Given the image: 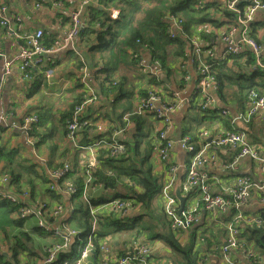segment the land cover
I'll list each match as a JSON object with an SVG mask.
<instances>
[{"label":"crops","instance_id":"1","mask_svg":"<svg viewBox=\"0 0 264 264\" xmlns=\"http://www.w3.org/2000/svg\"><path fill=\"white\" fill-rule=\"evenodd\" d=\"M39 1L41 0H0V3L7 5L10 11L20 14L23 31H33L41 28L44 31L43 41L46 44H51L53 40L69 30L71 27L69 13L71 11L80 10L82 16L88 18L90 5L101 6L100 9L103 8V5H100L101 3L99 5H82L83 0H43L41 6L37 7L35 4ZM160 1L164 0H131L132 3L129 8H133L134 13L130 23L135 25L138 20L143 18V10L151 8ZM203 2L204 13L212 16L218 24H197L192 26L190 35L197 36L198 43L203 50L214 45L215 57L212 60L211 67L216 76L218 74L216 66L221 64L235 72L248 73L251 70L256 71L259 69H253L255 58L252 64L248 63L244 50L240 52V55L227 58L226 45L220 40V35L225 32L230 21L223 13L225 11L224 3L221 0H203ZM122 6L120 0H115L104 10L108 12L111 7L120 9ZM137 11H140L138 16H136ZM263 17L264 14L259 13L252 22L253 35L257 40H264V25H257ZM201 31H207L206 34L210 33L208 34L210 38L203 37ZM116 41L114 45L98 47L97 40H94L92 36L88 38L81 36L79 38L78 35L74 42V48L52 53L49 56L50 59L55 61L53 65H50V67H54L50 78H47L43 72L36 71L31 76V81H28L21 77L17 68H13L10 72L4 74L3 79L0 81V116L4 118V121L0 120V147L13 153L9 163L0 162V198L7 199L8 194H14L19 198L15 202L16 204L26 203L28 207H31V203L35 201V204L39 205L34 213L24 217L17 214L16 210L7 211L0 206V255L4 257L7 264H39L45 256L46 246L58 239L54 234V230L59 231L67 223L72 222L70 220L73 212L71 199L64 198L61 191L53 186L51 180L44 173L47 169L55 168L62 162L69 161L72 164L73 171H70L67 177L68 180L77 185V193L80 192L82 201L88 199L92 204L91 199L103 191V183L98 181L96 177L95 183L92 184L94 189L92 187L85 188L81 168L79 167L80 152L71 145V142L65 136V117L68 114L71 115L72 104L77 102L82 94L83 86L80 81V68L82 66L87 68V79L97 98L94 103L87 106L83 111V115L90 120L91 126L82 128L77 132V141L80 144H90L97 139H109L112 136L123 143L140 140L142 142L141 147L134 155L132 154V157L139 159L142 156H147L151 173L156 177L158 183V189L152 199L150 210L147 211L148 215L137 221L138 224L143 222L148 224L153 233L157 234L155 238H149L145 231L140 230V225L118 231L120 225L146 212L142 208H134L135 204L132 200V208L125 212L104 209L98 211L96 229L106 230L107 234L105 236H110L108 244L113 250L112 257L122 256L133 246L146 243L150 246L153 257L157 261L165 264H169V262L170 264H184L181 256L176 255L160 235L163 232L170 231L180 246H192L189 248L195 252V259L198 264H224L220 259V253L226 233L221 222L222 220H229L230 214H227L228 216L217 215L213 217L200 206V219L191 228L188 230H173L170 227V223L163 213L160 200V188L168 179L169 172L153 150V138L157 129L162 126L161 122L150 115H130V113L138 99L143 97L152 85H156L157 89L161 87L166 99H173L171 93L178 91L180 98L185 100L177 112L173 114L174 124L169 136L175 140L182 134L194 135L202 129L209 130L211 135L241 130L250 142L264 148V120L253 117L248 123L237 120L232 124L230 122L231 117L244 111V94H240L241 98L233 97L231 92L235 89L232 88L226 90L228 94L224 102L219 99V95L216 93L217 106L227 109L228 115L221 116L214 111H200L197 106L193 81L182 79L179 61L183 60L184 57H172L168 69H161L159 66V74L151 77L139 69L136 62L130 57L129 51L143 52L144 57L149 62L151 61L150 52L143 50L142 46L138 45L136 41L133 45L126 43L123 33H120ZM0 51L3 52L4 56L17 52L16 43L4 36L2 27H0ZM184 60L188 72L195 79L197 77L195 58L189 60L187 56ZM261 61L264 62V50ZM3 63V57L0 56V75L4 70ZM108 80L114 83L108 85ZM34 113L39 117L38 126L34 132L41 135V140L34 147H31L19 125L24 122L25 116ZM118 130L120 132L115 133ZM207 150L225 163L237 151L235 148L230 147L219 148L213 143L208 144ZM99 151L102 154L99 153L97 156L98 161L104 156L109 157L106 155V150L101 149ZM39 154H42L43 161H38L35 157ZM189 157L190 154L180 148L178 143L173 145L171 150L172 162H187ZM123 163L126 164V161L124 160ZM33 167L36 171L35 175L31 171ZM204 169L211 177L214 191L225 195L229 193L234 177L238 173L248 174L253 179L261 177L257 173L253 162L247 157L243 158L239 164L238 172L227 170L220 163H209ZM3 176L6 177L5 181ZM30 176L32 177L29 179ZM179 176H181V172H179ZM12 177H18L19 184H15ZM126 180L128 179L117 180L116 187L110 190L111 194L114 192L123 194L125 191L122 184L130 183L129 181L127 183ZM178 180L175 186L179 184ZM25 191L28 192V195L23 194ZM184 196L185 206L196 199L194 192ZM259 197L260 193L255 192V199H253L252 205L245 210L246 212L260 214L264 206H260L257 202L256 199ZM31 198L33 201H31ZM42 202H46L50 206L63 205V211L60 214L46 217V222H50L49 226L45 225L46 229L37 225V219L43 216ZM86 202L85 205L88 209L89 204ZM102 204L104 203L94 205V207ZM105 217L119 218L120 222L117 221L116 224L109 225L107 228L106 226L102 227L98 220ZM89 220H91L90 215ZM72 225L81 233V228H77L74 223ZM23 234L27 236L26 239L21 238L27 248L14 260L13 245L16 244V238ZM243 250L242 247L233 253V256L239 262L245 260ZM99 259L100 254L93 253L87 259L86 264H96Z\"/></svg>","mask_w":264,"mask_h":264},{"label":"built area","instance_id":"2","mask_svg":"<svg viewBox=\"0 0 264 264\" xmlns=\"http://www.w3.org/2000/svg\"><path fill=\"white\" fill-rule=\"evenodd\" d=\"M37 2V7L41 6V2ZM224 3V9L232 12L235 15L234 19L229 21V24L224 33L220 35V40L226 45V56L231 58L235 55H240L241 51L249 50L252 52L255 63L253 69L264 68V62L261 61L264 44L259 42L253 35L252 22L255 16L259 13H264V0H221ZM59 4H61L59 2ZM99 4V0H83L82 5ZM195 8H204L203 0H196ZM71 27L60 37L53 40L51 44H46L43 41L44 31L37 28L33 31H23V24L20 14L10 11L5 4L0 3V27L3 28L5 37L14 41L17 46V52L4 56L0 51V56L4 60V70L0 75V81L4 74L10 72L13 68H17L23 79L31 81V76L36 71H41L50 78L52 70L50 65L55 61L50 59L52 53L63 51L69 48H74V42L80 31L87 27V18L82 16L80 10H74L69 13ZM110 19L119 17V10L111 7L108 10ZM168 24V33L174 37L178 32L182 33L188 39L186 56L189 60L197 62V77L192 78L187 70L186 57L184 61H179V68L182 74V79L185 81L192 80L194 83L195 94L197 96V106L202 112H217L221 116L228 115L229 112L224 107H219L216 104V93L218 90V82L216 73L212 69V60L215 57L214 45L209 46L205 50L198 43L197 36L194 34L186 35L183 30L182 18L165 12L162 17ZM95 27L100 28L96 23ZM138 42V40H137ZM143 50H147V44H141ZM243 51V52H244ZM130 57L136 62L139 69L147 76L159 74V66L157 60L149 62L143 52L130 50ZM47 61V62H46ZM80 81L83 89L81 98L77 103L73 104L72 112L65 121V136L71 142L74 148L80 152L79 163L84 179L85 188L92 187L96 179L94 172L99 165L97 156L101 149L107 151V156L117 158L122 156L126 147L123 142L110 137L109 139H97L90 144H80L77 139V132L82 128L91 126V122L83 115L84 109L96 101V93L87 79V68H80ZM114 82H108L113 84ZM1 90V85H0ZM173 99H166L163 95L161 87L156 88L152 85L146 94L138 99L130 115H150L155 120H160L159 127L154 135L153 150L159 160L166 166L169 172V177L160 188V200L163 213L170 223L173 230H188L200 219V206L205 211L214 216L230 214L229 220H222L221 224L225 229L226 238L221 246V260L224 264H242L234 256L233 253L237 249L243 247V240L240 238V233L246 226H260L264 224L263 217L258 213L250 214L245 210L252 205L255 192L260 193L257 202L260 206H264V148L252 143L248 140L246 134L241 130H232L223 134L211 135L209 130L202 129L197 134L191 135L188 133L182 134L177 140L169 136L173 129V114L184 103V99L180 98L178 91L171 93ZM244 111L231 117L230 122L234 124L237 120L244 123L250 122L253 117H258L264 120V91L258 92L255 89H248L245 92ZM0 120L4 118L0 116ZM39 117L37 114H29L24 117V122L19 125L26 135L28 143L34 147V144L40 141V136L31 134L37 128ZM118 130L115 133H119ZM209 139V141H208ZM208 141V142H207ZM178 143L180 148L190 154L187 162L174 163L171 161V150L173 145ZM213 143L219 148L230 147L237 151L234 156L227 162L219 160L215 154H211L207 150L208 144ZM198 144V145H197ZM37 157V156H35ZM105 157V156H104ZM249 158L254 167L261 175L257 179L251 178L245 173L235 175L228 194H222L214 191L211 177L205 171V166L209 163H220L227 170L237 171L239 164L243 158ZM73 171L72 164L69 161L62 162L59 166L53 169H47L46 175L51 180L53 186L61 191L62 196L69 200L77 193L76 184L68 180V173ZM181 172V176H179ZM108 174H111L109 171ZM177 179L180 186L181 194L194 192L196 199L189 203L179 211V203L174 194V186ZM3 180L6 177L3 176ZM100 185V183H98ZM94 189V187H92ZM24 195H28L25 191ZM7 199L12 202H17L18 197L14 194H8ZM89 204L88 211L91 217L90 232L84 243V246L79 252L74 264H86L87 259L95 250L93 238L95 236L97 214L99 210H110L116 212H125L131 204L130 199L115 198L106 203L94 207L89 200H85ZM132 208V205H131ZM38 207H28L26 203H21L16 210L21 217L31 215ZM43 216L37 219V225L40 227L49 226L50 222H46V217H53L63 211L61 204L50 206L46 202L41 203ZM54 234L58 239L53 241L45 248V256L39 264H50L54 262L58 254L69 248V244L74 239H80V230L72 227L64 226L61 230H54ZM110 236H105L99 241L98 250L100 259L96 264H165L157 261L153 257L151 248L146 243H140L119 257H112L113 250L108 242ZM253 245L251 248L244 250V258L255 256ZM170 264V262H169Z\"/></svg>","mask_w":264,"mask_h":264},{"label":"trees","instance_id":"3","mask_svg":"<svg viewBox=\"0 0 264 264\" xmlns=\"http://www.w3.org/2000/svg\"><path fill=\"white\" fill-rule=\"evenodd\" d=\"M114 1L115 0H99V3L103 5L102 9H100L101 6H89L87 27L80 31L79 38L81 36L87 38L92 36L94 40H97V46L100 47L114 45L117 42V37L120 33H123L125 42L130 45H133L134 41H136L138 45L143 43L147 44V51L148 53L150 52L149 54L151 57L150 62L158 60L161 69L169 68V62L172 57H186L188 45V39L185 38L182 33L178 32L174 37L169 35L168 24L161 19L165 11L182 18L183 32L188 36L191 34L192 26L197 24H218L217 20L213 19L212 16L204 13V8L197 9L194 7L196 0H164L155 3L149 9L143 10V18L138 20L134 25L130 23L134 13V9L129 8V5L132 3L131 0H120L123 6L119 9V17L117 19L109 18L108 12H106L104 8L110 6ZM223 13L230 21L235 18V15L228 10H225ZM96 23L99 24L100 28L95 27ZM257 25H264V17ZM205 32L207 31H201V35L209 39L210 36L208 34L210 33L206 34ZM258 41L264 44V40L258 39ZM244 52L248 63L252 64L254 61L252 52L249 50ZM216 67L218 69V74L216 76L218 82L217 93L221 101H225L228 94L226 90L230 88L235 89L231 92L232 96L238 98H241L240 94L245 95L244 91L248 89L253 88L258 92L264 91V68H259L256 71L251 70L248 74L247 72H235L231 68L224 67L223 64L217 65ZM108 89H110V87H108ZM67 117H69V114L65 119ZM31 134L41 136L38 132H31ZM141 143L140 140H136L135 142H124L126 147L125 152H131L129 155L126 153L125 156L122 155L117 158L103 157L100 160L99 167L96 168L94 174L97 180L103 183V191L99 195L93 197L91 203L93 205H98L115 199L116 197L130 199L134 204L139 203L141 208L146 211L145 214L131 218L129 222L120 225L118 231L140 225V230L145 231L149 238H155L157 234L153 233L152 228L148 224L144 222L140 224L137 223L138 220L148 215L147 211L150 210L152 199L158 189L157 179L151 173V166L147 161V156H142L139 159H134L132 157V154L134 155L137 150L140 149ZM12 155L13 153L11 151L4 150L0 147V162L9 163ZM124 160L126 164L123 163ZM31 171L34 172L33 175H35L36 171L34 167ZM107 171H111V174H108ZM31 177L32 176H30L29 179ZM122 178H127L130 182V184H122L125 192L123 194L119 192L111 194L110 190L116 187V181H121ZM12 180L15 184H19L18 177H12ZM79 184L80 183H78V185ZM79 187L81 186L79 185ZM71 203L73 205V212L70 220L77 228L82 229L80 239H74L70 242L69 248L66 249V251H61L56 260L50 264H73L88 237L90 231L89 214L85 203L80 199V192L72 196ZM0 206L7 211H15L18 209L19 204L8 199L0 198ZM260 216L264 219V208L260 211ZM117 221H119V218L114 217H105L98 220L100 226H106V228L109 225L116 224ZM94 233L93 242L95 250H93V253L99 255L98 243L102 240V237L107 234V231L96 229ZM160 235L174 253L181 256L184 264H198L195 259V252L193 249L189 248L192 246H180L170 231L163 232ZM21 238L26 239V234L16 238V244L13 245L12 248L14 260L27 248L25 242ZM240 238L244 243L243 249L247 250L249 245L252 244L255 251V256L246 258L242 263L264 264V224L260 226L253 225L244 227L240 233ZM0 264H7L2 255H0Z\"/></svg>","mask_w":264,"mask_h":264},{"label":"rangeland","instance_id":"4","mask_svg":"<svg viewBox=\"0 0 264 264\" xmlns=\"http://www.w3.org/2000/svg\"><path fill=\"white\" fill-rule=\"evenodd\" d=\"M140 14V11H137L136 12V16H138ZM116 48V47H115ZM117 49H118V47H117ZM119 52L121 53V51H120V48H119ZM50 70H52V72L54 71V67H50ZM108 82H112L111 80H108ZM108 82H107V84H108ZM126 153L127 152H125L124 154H123V156H125L126 155ZM111 172V171H110ZM126 182L127 183H129L128 182V180H126ZM130 184V183H129ZM69 199H72V197H70ZM84 203L86 202L85 200L83 201ZM87 203V202H86ZM62 205V204H61ZM131 205H132V203L129 205V208H128V210L131 208ZM63 206V205H62ZM134 208H141V206H140V204L139 203H137V204H135L134 205ZM68 227H72V228H74L75 226H73L72 225V222H69V223H67L66 224ZM97 225V224H96ZM254 251V250H253ZM254 253H255V251H254ZM221 254V253H220ZM220 259H221V256H220ZM222 261V260H221Z\"/></svg>","mask_w":264,"mask_h":264},{"label":"water","instance_id":"5","mask_svg":"<svg viewBox=\"0 0 264 264\" xmlns=\"http://www.w3.org/2000/svg\"><path fill=\"white\" fill-rule=\"evenodd\" d=\"M174 194H175V196H176V198L178 200V203H179V211H180L184 207V204H185V196L181 194L179 184H177L175 186Z\"/></svg>","mask_w":264,"mask_h":264},{"label":"clouds","instance_id":"6","mask_svg":"<svg viewBox=\"0 0 264 264\" xmlns=\"http://www.w3.org/2000/svg\"><path fill=\"white\" fill-rule=\"evenodd\" d=\"M99 4H100V3H99ZM99 4H97V5H99ZM100 5H101V4H100ZM118 10H119V9H118ZM263 14H264V13H263ZM186 57H187V56H186ZM79 100H80V98H79ZM72 108H73V107H72ZM37 126H38V124H37ZM40 138H41V137H40ZM40 140H41V139H40ZM39 142H40V141H39ZM39 142H37V143H39ZM37 143H36V144H37ZM34 145H35V144H34ZM31 147H32V146H31ZM36 156H37L36 158H37L38 161H43V156H42V154H39V155H36ZM52 169H53V168H52ZM44 173L46 174V171H45ZM31 201H33L32 198H31ZM31 205H32V206H35V207H38V206H39L38 204H35V201L32 202ZM19 207H20V205H19ZM243 245H244V243H243ZM251 245H252V244H251ZM249 246H250V245H249ZM249 248H251V247H249ZM249 248H248V249H249ZM244 250H246V249H244ZM244 250H243V253H244ZM245 259H246V258H245ZM241 263H242V261H241ZM242 264H243V263H242Z\"/></svg>","mask_w":264,"mask_h":264}]
</instances>
